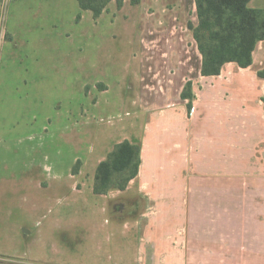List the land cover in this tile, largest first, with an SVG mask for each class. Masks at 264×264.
Wrapping results in <instances>:
<instances>
[{
	"label": "crops",
	"instance_id": "obj_1",
	"mask_svg": "<svg viewBox=\"0 0 264 264\" xmlns=\"http://www.w3.org/2000/svg\"><path fill=\"white\" fill-rule=\"evenodd\" d=\"M68 1L48 7L61 10ZM70 1L71 24L93 15ZM13 2L0 0V168L11 171L7 180L30 203L24 233L34 237L27 252L0 255L2 264H264V40L250 66L230 62L204 76L185 24L187 6L197 23L194 0L108 4L122 13L117 36L135 67L123 70L130 85L118 83L119 100L98 97L97 111L133 104L135 113L109 130L91 126L93 177L124 140L141 145V164L124 190L96 194L93 179L87 193L95 210L84 228V170L77 168L83 121L72 111L83 100L82 57L67 51L61 32L25 24L31 5ZM249 5L264 8V0ZM43 7L35 19L45 18ZM95 81L103 87L98 96L111 91L105 79ZM188 81L191 108L181 97Z\"/></svg>",
	"mask_w": 264,
	"mask_h": 264
},
{
	"label": "rangeland",
	"instance_id": "obj_2",
	"mask_svg": "<svg viewBox=\"0 0 264 264\" xmlns=\"http://www.w3.org/2000/svg\"><path fill=\"white\" fill-rule=\"evenodd\" d=\"M15 2L16 0H14L13 5L19 3H29L31 5V7L28 8V14L31 18H28L29 20L25 24L31 22V25H34L35 29L39 30L43 28L44 33H46V31L52 33L61 32V37L68 40L67 51L77 55L78 60L80 58L79 56L82 57L81 71L84 73L82 78L84 80L83 100L81 107H76V109L73 107L72 111L75 110L79 116H82L83 121V154L79 156L80 159L77 161V167L82 164L84 170L82 188L86 198L83 199L82 214L84 228H90L92 222L91 216H93L92 212L95 209H93L92 199L87 192L94 179V167L97 159L95 156L90 155V150L93 146L90 128L91 126H95L98 127L99 130H109L111 127L113 128L114 124L119 120H129L135 113L133 111V104L131 106L128 105V107L121 104L118 107H100L98 109L99 111H97L98 105L96 106L98 97L103 101L102 104H104L105 101L110 102L119 100V94L116 88L119 87L118 83L121 87L125 86V88L130 85L127 80L123 81V70L128 66L129 68L135 66L132 64L130 66L128 58L122 56V49L125 48V50H127L126 46H124L126 44L120 34L117 36L120 27L119 20H123L122 13L115 11L114 6H108L103 12V15H101V18H99L97 24L92 20L94 19L97 21L98 19H95L93 15L91 17L86 16V13H83L81 24H71L72 7L70 0L66 8H62L61 10H57L53 5V9L48 7V4L51 2L54 3V0H22L21 2L17 0V2ZM149 2L152 4L154 0H149ZM41 3L46 5V9L44 7L42 9L43 13H45V18L43 20L38 18L35 19L36 17L34 16L36 14L35 11H37L36 6ZM148 6L149 5H147L146 8H148ZM13 10L14 13L18 12L14 8ZM154 10V14L157 13L158 15L156 8L153 9V11ZM22 13L24 12L22 11ZM184 14L185 21H187L185 24L189 25V23H192V20H196L193 19L195 14L190 6L185 8ZM115 15L117 18H115ZM113 20H118V23L113 25L111 23ZM179 21L180 19L177 22L178 26L180 24ZM66 29H68V33L67 35H63ZM89 29H92L91 33L88 31ZM48 46L50 50L55 51L54 46H57V44L51 42ZM78 77L77 75L76 78ZM54 78L57 79L58 76H54ZM96 78H103L108 81L111 91L107 95L98 96L97 90L99 91L103 87L101 88L99 85L97 87ZM133 78L134 73L132 72L131 79ZM73 79H75L73 73L68 75V80L70 82H72ZM259 94H264L262 85L259 88ZM136 125L138 129L139 122ZM10 174V170H3L0 168V255H14L17 251L27 252L26 249L34 237V235H26L24 233V229L31 228V220L27 216L30 203L23 201V198H25L23 192L16 193L13 190L14 187L11 186L10 181L7 180V176ZM0 264H2L1 260Z\"/></svg>",
	"mask_w": 264,
	"mask_h": 264
},
{
	"label": "trees",
	"instance_id": "obj_3",
	"mask_svg": "<svg viewBox=\"0 0 264 264\" xmlns=\"http://www.w3.org/2000/svg\"><path fill=\"white\" fill-rule=\"evenodd\" d=\"M113 0H78L81 10H90L98 19ZM121 8L125 0H114ZM141 0H130L137 4ZM251 0H194L197 23H189L202 56L201 74L219 75L223 66L234 62L246 68L253 63V52L264 40V8H252ZM81 12L76 19H81ZM264 79V68L258 71ZM188 99V108L194 98L192 82L188 81L181 93ZM264 101V96L262 97ZM141 164V145L124 140L117 143L95 171L93 191L106 194L112 189L124 190L138 175ZM78 168V167H77ZM76 168V170H77Z\"/></svg>",
	"mask_w": 264,
	"mask_h": 264
}]
</instances>
